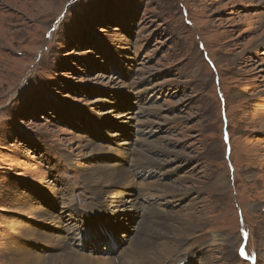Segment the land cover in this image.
Returning <instances> with one entry per match:
<instances>
[{"label": "rangeland", "instance_id": "rangeland-1", "mask_svg": "<svg viewBox=\"0 0 264 264\" xmlns=\"http://www.w3.org/2000/svg\"><path fill=\"white\" fill-rule=\"evenodd\" d=\"M263 37L264 0H0V264L165 218L164 264H264ZM115 166L107 213L88 180Z\"/></svg>", "mask_w": 264, "mask_h": 264}, {"label": "bare ground", "instance_id": "bare-ground-1", "mask_svg": "<svg viewBox=\"0 0 264 264\" xmlns=\"http://www.w3.org/2000/svg\"><path fill=\"white\" fill-rule=\"evenodd\" d=\"M263 46L264 40H262V43L258 45L257 48L260 49ZM148 156L149 155L145 153V151L140 149L134 156L133 166L136 168H142L146 163L153 164ZM118 165L125 167L121 163ZM131 178V172H125L115 166V169H112V171L102 172L96 177L90 178L88 183L91 185H99V188L95 185L94 187H91L90 190L95 196L97 204L100 208L108 213L112 203H107L105 196L110 194L115 196L114 199L119 198L120 195L123 194L122 191H119V188L123 185L128 186L129 184H132L133 181ZM144 212V220L149 221L152 217L150 218L147 209H144ZM155 215L160 214L156 212ZM109 217H113V213ZM167 222L168 221L165 218L164 223L158 224V228L160 229L156 228L151 230L148 238L144 240H135L126 247L120 249L117 253H114V256H110L109 258H104L102 260L93 259L92 257L89 258L90 255H86L85 252L80 251V249H78L71 242H63L62 244L56 246L53 249L52 255H47L46 257H36L27 252L25 255L15 256V258H18V264H164V262H167L170 257L176 254L173 246H171L172 244L170 245V243H168L170 238L168 239L167 234H175L177 231L174 229V226L168 225ZM188 235L189 232H185V236L179 240L182 247L187 245Z\"/></svg>", "mask_w": 264, "mask_h": 264}, {"label": "snow or ice", "instance_id": "snow-or-ice-1", "mask_svg": "<svg viewBox=\"0 0 264 264\" xmlns=\"http://www.w3.org/2000/svg\"><path fill=\"white\" fill-rule=\"evenodd\" d=\"M243 254V253H242Z\"/></svg>", "mask_w": 264, "mask_h": 264}]
</instances>
